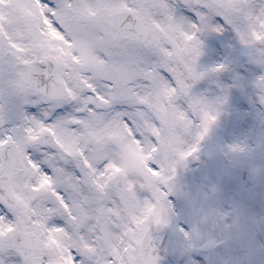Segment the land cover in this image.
Instances as JSON below:
<instances>
[{"label":"snow or ice","instance_id":"obj_1","mask_svg":"<svg viewBox=\"0 0 264 264\" xmlns=\"http://www.w3.org/2000/svg\"><path fill=\"white\" fill-rule=\"evenodd\" d=\"M0 264H264V0H0Z\"/></svg>","mask_w":264,"mask_h":264}]
</instances>
